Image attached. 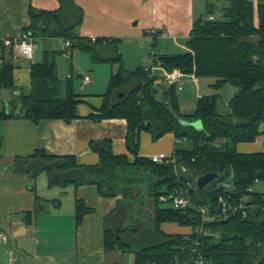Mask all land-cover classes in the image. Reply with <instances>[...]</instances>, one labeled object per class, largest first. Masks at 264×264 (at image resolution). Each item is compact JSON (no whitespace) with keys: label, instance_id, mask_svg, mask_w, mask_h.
Masks as SVG:
<instances>
[{"label":"trees","instance_id":"1","mask_svg":"<svg viewBox=\"0 0 264 264\" xmlns=\"http://www.w3.org/2000/svg\"><path fill=\"white\" fill-rule=\"evenodd\" d=\"M58 1L56 10L37 9L30 4L31 22L24 32L34 39L69 41V49L88 52L93 62L121 63L114 39L79 36L81 8L74 0ZM205 1L206 13L193 21L184 40L186 49L154 54L152 60L169 71L179 69L198 77H213L215 87L226 83L237 87L239 93L229 101L228 113L218 111V96L210 94L198 97L192 114H183L174 85L168 86L166 100L165 92L156 84L158 79L150 76L149 66L130 71L121 67L110 77L102 106L89 118L125 119V145L132 159L128 154L114 153L111 142L101 140L91 143L99 157L93 165H80L75 156L36 150L31 156L18 157L13 166L16 173L47 171L51 183L94 185L102 197L116 198V206L105 218L103 248L106 253H132L134 264H191L198 255L206 264H264V193L253 190L257 182L264 181V151L237 150L240 143L254 142L264 123V0H257L256 5L253 0ZM214 1H223L220 18L214 16ZM106 47H113L114 55H102ZM48 53L42 61L31 64L29 93L16 95L10 102L12 109L0 113V121L22 118L34 123L55 119L70 122L79 118L81 95L75 91L73 78H59ZM0 59V91H15L12 54L1 41ZM194 122L201 128L194 127ZM144 130L153 140L167 133L174 135L173 154L181 165L179 173L171 164L155 163L139 155ZM183 141L189 146L183 147ZM208 172L218 173V177L199 190L194 178ZM182 190L188 191L191 203L175 208L172 200ZM145 196L153 199L152 226L135 219L124 204ZM221 200L231 207L226 213ZM239 205L243 209L233 210ZM199 207L206 208L209 220L202 218ZM90 211L77 200L76 224ZM164 224H176L189 232L167 233Z\"/></svg>","mask_w":264,"mask_h":264},{"label":"crops","instance_id":"2","mask_svg":"<svg viewBox=\"0 0 264 264\" xmlns=\"http://www.w3.org/2000/svg\"><path fill=\"white\" fill-rule=\"evenodd\" d=\"M74 1L83 12L82 22L77 28L81 37L112 38L117 44L128 41L141 48L147 42L153 46L161 42L160 51L148 53L146 58L141 55L138 67L151 66L154 54H172L165 48L172 46L185 50L184 40L197 17L194 0ZM253 1L256 5L257 0ZM30 4L42 10H56L60 6L58 0H0L1 42L20 37L30 25ZM149 30H155L156 34L149 35ZM39 38L46 40L35 38V48ZM35 57L34 53L32 59L19 57L13 60L16 90L0 91V113L12 109L10 102L16 95L29 93L30 66ZM113 73L114 67L108 75L109 80ZM67 75L66 78L72 77ZM78 76L81 79L80 90L84 85L91 84L92 79L88 75ZM185 76L186 80L177 82L174 87L187 81L193 82L190 74ZM85 77L89 79L86 83ZM162 83L156 81L158 88L164 91ZM105 93L80 94L81 103L77 106L79 118L70 122L55 119L34 123L22 118L0 121V231L7 235V240L0 243V264H118L103 248L105 218L116 206V198L102 197L94 185L51 183L47 171L37 174L13 171L18 157L31 156L36 150L55 156H75L80 165L96 164L99 157L91 143L101 140H109L114 153H125L132 159L125 145V119L95 121L89 118L102 106ZM203 95L210 94L198 96ZM259 129L261 134L254 142L238 144L239 152L264 151V123ZM150 139L147 131L141 132L139 155L150 158L158 153L173 154L176 144L173 134L167 133L158 145L149 144ZM77 200H82L91 209L78 225ZM162 227L167 233L189 232V229L176 224H164Z\"/></svg>","mask_w":264,"mask_h":264},{"label":"rangeland","instance_id":"3","mask_svg":"<svg viewBox=\"0 0 264 264\" xmlns=\"http://www.w3.org/2000/svg\"><path fill=\"white\" fill-rule=\"evenodd\" d=\"M195 2V15L198 17L206 13V1L205 0H194ZM216 3L215 18L222 16L221 6L223 1ZM37 46L34 50L36 57L33 62L42 61V57L45 50H49V60H54L56 64L57 74L62 80H66L67 74H71L74 81V88L80 94L86 93H105L109 83V73L114 67V72L117 73L122 67L123 69L134 70L140 63L141 55L148 56V53L158 52L161 48V42L155 46L150 43H146L142 48L135 43L124 41L122 44H117V50L122 55L121 63L119 61H112L107 63L92 62L88 52L80 49H69L64 47V40L59 38H52L46 40L39 38L37 39ZM166 52L177 53L180 52V48L170 47L165 48ZM71 51V52H70ZM102 55L111 56L114 55L113 47H106L102 50ZM40 55V57H39ZM138 60V62H136ZM78 75H88L92 80L90 85H84L83 89L80 90L81 79ZM197 78V82L183 83L175 87L176 94L178 97L179 109L183 114H192L195 111L197 99L199 94H216L218 96V111L220 113L229 112V101L239 93V89L232 84L226 83L221 87H215L214 84L216 79L213 77L202 76ZM185 78H187L185 76ZM184 77L180 78L178 82L186 80ZM188 80V79H187ZM191 80V75H190ZM162 85L168 88L166 82ZM200 129V128H199ZM166 135V134H165ZM153 140L152 137L149 140V144L158 145L162 138ZM169 143V140H166ZM183 147H188L189 142L183 141ZM197 177L194 178L196 183ZM142 188V187H141ZM253 190L259 193H264V181L257 182L253 186ZM143 201V202H142ZM124 204H127L131 208L132 215L135 219L144 222L147 226H152L153 218V199L145 196L143 200L138 198L135 201L126 200ZM128 207V208H129ZM113 256V261L118 264H134V255L130 252H121L119 250L108 253ZM106 264V262L104 263Z\"/></svg>","mask_w":264,"mask_h":264},{"label":"built area","instance_id":"4","mask_svg":"<svg viewBox=\"0 0 264 264\" xmlns=\"http://www.w3.org/2000/svg\"><path fill=\"white\" fill-rule=\"evenodd\" d=\"M149 35L154 36L156 34L155 30H149ZM4 46L6 47V51L11 52L12 59H17L19 57H25L32 59L34 57V49H35V41L34 38L27 32H23L20 37L15 39H7L3 41ZM66 48L70 46V42H65ZM2 63V59H0V65ZM150 76L157 78L161 82H166L168 86L176 84L180 78L186 75V73L182 72L179 69H173V70H167L163 66L152 64L149 66ZM191 79L194 83L197 82V78L195 77L194 73H191ZM88 77L84 78V83L88 82ZM150 160L155 163H164V164H171L173 166L174 172L179 173L180 172V166L178 164L177 158L174 154L169 155L166 153H158L150 156ZM190 186L191 184L188 183ZM227 186V184H225ZM180 194H177L174 196L172 200V205L175 208H183L186 207L191 203L189 195H186L188 192L187 190L180 191ZM162 201H166L167 198L161 197ZM221 205L223 208V212H227V210L231 207L226 205V202L221 200ZM244 206L239 205L237 207H232L233 210H239L243 209ZM199 212L204 220H209L210 217L208 216V212L206 208L199 207ZM244 214V213H243ZM7 240V235L0 231V243H3ZM191 264H206L203 260L202 256L198 255L192 260Z\"/></svg>","mask_w":264,"mask_h":264},{"label":"water","instance_id":"5","mask_svg":"<svg viewBox=\"0 0 264 264\" xmlns=\"http://www.w3.org/2000/svg\"><path fill=\"white\" fill-rule=\"evenodd\" d=\"M165 94H166V100H167V97H168V90L166 87L162 86ZM123 93H121L119 96L120 97H123ZM150 124L148 123L147 126H149ZM194 127L196 128H201V125L199 122H194L193 123ZM218 177V173H215V172H208L206 174H203L199 177H197V180H196V186L199 190H202L204 189L209 183L213 182L214 180H216Z\"/></svg>","mask_w":264,"mask_h":264}]
</instances>
